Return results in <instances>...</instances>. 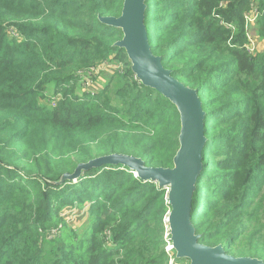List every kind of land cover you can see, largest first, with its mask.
<instances>
[{"label":"trees","instance_id":"16d2710c","mask_svg":"<svg viewBox=\"0 0 264 264\" xmlns=\"http://www.w3.org/2000/svg\"><path fill=\"white\" fill-rule=\"evenodd\" d=\"M122 3L0 0V264H168L166 189L121 164L55 183L112 153L173 165L176 107L135 78L114 45L121 30L99 20ZM145 4L152 53L205 112L190 218L198 242L264 262V51L248 50L245 20L255 7L264 38V0ZM104 59L124 66L82 91L80 72ZM85 203L84 225L71 228L61 211Z\"/></svg>","mask_w":264,"mask_h":264},{"label":"water","instance_id":"95a60500","mask_svg":"<svg viewBox=\"0 0 264 264\" xmlns=\"http://www.w3.org/2000/svg\"><path fill=\"white\" fill-rule=\"evenodd\" d=\"M145 8V0H123L119 16H102L99 20L121 30L122 37L114 45L124 49L135 78L166 97L178 111L179 146L172 167L145 166L140 157L112 153L79 163L72 173H64L55 183L75 181L83 171L104 164H121L141 180L156 182L166 189L169 211L164 221L176 258L189 264H264L258 258L228 254L221 244L208 246L198 242L199 235L190 218L196 179L202 170L205 112L197 91L174 78L162 65L161 58L152 53L144 24Z\"/></svg>","mask_w":264,"mask_h":264},{"label":"rangeland","instance_id":"374dc122","mask_svg":"<svg viewBox=\"0 0 264 264\" xmlns=\"http://www.w3.org/2000/svg\"><path fill=\"white\" fill-rule=\"evenodd\" d=\"M247 33H248L250 39L252 38L255 40V42H257V44L256 43L253 44V47L257 46L259 43L258 47L263 46V49H264V38H260L257 35L254 23L248 25ZM109 61L111 62V60H109ZM117 62L114 61L115 64L111 62L112 64H110L108 66L106 65L105 68L103 69V71H100L99 74H97L96 76H94L92 78V82H91L90 86L87 87V89H90L89 92H93V91L95 92V91H97L103 87L106 74H108L110 72L113 73L114 71L122 69V67L124 66L123 62H121V63L120 62L117 63ZM81 90H82V87H81ZM51 93H52V90H48L47 92H45V95L52 96ZM41 103L47 104V102H45L44 99L41 100ZM60 214L63 215L65 217V219H67L66 222L71 228L77 229V228L81 227L82 225H84V223L86 221L87 203H85L81 207H77V206L65 207V208H63V210L61 211ZM167 232H168V229L165 230L164 236ZM166 247H168L167 243H166ZM169 255H171V254H169ZM169 255H168V259H169ZM182 262L184 264H187L186 263L187 260H184Z\"/></svg>","mask_w":264,"mask_h":264},{"label":"built area","instance_id":"2783aa9c","mask_svg":"<svg viewBox=\"0 0 264 264\" xmlns=\"http://www.w3.org/2000/svg\"><path fill=\"white\" fill-rule=\"evenodd\" d=\"M257 16V11L255 9V7H253L249 12H247L245 14V20H246V30H248V25L250 24H253L254 23V19L255 17ZM10 33L14 34L13 31H10ZM247 36H248V39H249V43L247 45V48L250 52L254 51L255 48L253 47V43L251 42L250 40V37L247 33ZM110 59H107V60H103L102 62L98 63V64H95V65H92L90 66L89 68L83 70L80 72V75H81V87H82V91H89L90 89H87L88 86H90L91 82H92V78L94 76H96L97 74H99L100 71H103V69L105 68V66L107 65H110L114 62H110L109 61ZM115 64V63H114ZM117 69V68H116ZM119 69V68H118ZM54 103V102H52ZM107 236H109V232L106 231L105 232ZM168 233L167 232L165 234V238H166V243L168 245V247H166L165 245V251L166 253L169 255V259H168V264H184L182 261H176V257L174 255V251L172 249V246H171V242H170V239H167V236H168ZM55 234V230H50L49 232V236H53Z\"/></svg>","mask_w":264,"mask_h":264},{"label":"crops","instance_id":"0c3cea01","mask_svg":"<svg viewBox=\"0 0 264 264\" xmlns=\"http://www.w3.org/2000/svg\"><path fill=\"white\" fill-rule=\"evenodd\" d=\"M251 40V42L254 44V43H256L257 44V42H255V40L254 39H250ZM258 45H259V43H258ZM258 45L257 46H255L254 48H255V50H260V51H264V49H263V46L262 47H258Z\"/></svg>","mask_w":264,"mask_h":264}]
</instances>
